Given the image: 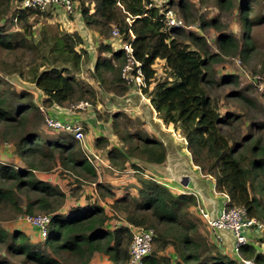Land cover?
Wrapping results in <instances>:
<instances>
[{
  "label": "trees",
  "instance_id": "trees-1",
  "mask_svg": "<svg viewBox=\"0 0 264 264\" xmlns=\"http://www.w3.org/2000/svg\"><path fill=\"white\" fill-rule=\"evenodd\" d=\"M80 1L81 17L87 27L105 38L110 36L112 29H117L123 42H130L131 34L134 36V56L142 64L146 84L143 93L149 97V104L158 118L165 125H172L184 138L193 165L200 169L202 176L214 181L215 193L228 197L225 209L243 206L249 217L264 223V199L256 195H264V123L255 122L245 134H239V118L221 116L217 100L209 94L216 86L238 84V79L232 75L214 83L212 66L227 54L247 57L254 51L250 32L264 23V0H241L238 9L244 33L235 38L220 31L218 54L210 52L203 36L182 29L165 31L158 10L147 8L151 0ZM13 2L0 0V47L8 51L28 47L24 35L17 31L5 34L2 28L9 13L14 25ZM85 3L93 5V12ZM215 3L228 11L234 6L233 0H216ZM179 7L185 9L187 6L182 2ZM43 14L31 9L22 11L17 15L16 26L22 24L21 28L32 36L29 18L35 20ZM215 23L202 22L201 27L204 29ZM82 44L78 32L65 33L56 42L58 49L71 55L76 67L81 55L74 48ZM100 48L109 52L110 58L100 64L101 67L96 64L95 70L107 72L122 93L127 92L131 88L120 77L125 63L123 52L104 45ZM156 60L164 61L168 77L154 83L150 91V85L155 82L153 66ZM30 82L44 94L42 105L46 108L53 105L69 108L86 101L98 112L94 89L78 84L74 76L63 69L34 71ZM2 91L0 88L2 139L11 144L12 154L21 164H0V221L23 214L51 216L48 237L41 244L32 243L25 233L9 232L0 226V246L10 258L23 264H89L95 254H103L110 264H127L132 241L131 231L124 225L127 223L152 228L155 232L152 251L143 264H264L261 252L264 230L253 232V243L239 247V255L232 258L223 251L228 245L224 234L220 245L211 241L197 216L196 200L192 195L173 193L152 177L141 174L136 164L134 170L140 175L136 195L126 193L117 197L111 185L99 181L101 166L96 168L87 160L78 141L66 132L51 137L29 130L28 115L38 107L28 103L10 108ZM233 97L255 107L253 101L239 92ZM118 117V113L112 115L113 128L117 129L115 133L122 147L111 145L103 136L96 138L93 144L96 150L105 152L108 163L123 170L131 160L157 165L166 160V148L161 142L142 132L137 124L132 133L123 132L116 125ZM54 166H60L61 174L75 176L76 182L94 186L96 195L91 193V196L95 201L83 198L67 207L65 192L48 180L36 177L37 172L49 173ZM20 195L27 199L24 208ZM113 221L120 224H112ZM232 247L233 238L228 251H233ZM168 249L172 250L171 254ZM0 264L10 263L0 260Z\"/></svg>",
  "mask_w": 264,
  "mask_h": 264
},
{
  "label": "rangeland",
  "instance_id": "rangeland-1",
  "mask_svg": "<svg viewBox=\"0 0 264 264\" xmlns=\"http://www.w3.org/2000/svg\"><path fill=\"white\" fill-rule=\"evenodd\" d=\"M215 1L216 0H157V5L159 7L168 6L173 9V11L184 20L186 25L191 27V29L186 32L203 36L210 52L218 54L217 37L220 31L232 35L235 38H239L244 33V29L238 9L241 0H233L234 6L229 11L220 9ZM182 2L187 6L185 9H180L179 7V4ZM80 3V0H76V8L73 14L66 17H61L62 14L60 13H51L49 11L47 15L43 14L35 18V20L34 18H29L28 23L31 25L30 31L32 32V36H29L26 30L21 28L22 24L18 23L17 26L13 25V22H10L11 13L7 14V17L4 18V21H6L2 22L4 23L2 28L5 34L7 32L17 31L27 38L28 47H17L11 51L0 47V88L3 89L2 94L5 96L10 108L20 107L28 103H32L38 107L36 108L37 111H32V113L28 115L27 126L29 130H35L41 135L47 136L66 134L61 131H53L46 126L44 118L45 115L52 116V110L50 111L52 106L49 108L44 107L42 105V101L44 100H42V97H38L41 102L36 105L35 98L38 93L35 86L30 82L34 71L41 72L53 67L63 69L66 74L74 76L78 84L94 89L97 103L99 102L101 104V108L99 109L100 112L94 111L92 113V111H90V115H95L98 119V123L95 124V129L100 130L103 134L105 130L106 132L114 133L117 139L112 145L120 148L122 144L119 140V135L115 133L117 129L113 128V113L119 114L116 125L119 126L123 132L132 133L136 128V124L139 127L143 124L139 119H136L139 112L135 110L136 114H134V117L129 113L133 103H131V101L128 103L124 101L126 96L131 99L133 98L134 94L132 92H134V89L131 88L128 89L127 92L122 93L121 88H118L112 76L105 71L98 73L95 70L96 64L101 67L100 64L110 58V53L101 51L99 45L102 46L104 42L112 41V32L108 38H105V36H101L98 32L87 27L81 17ZM89 5L90 4L85 3V6H88L87 8L89 9L91 8V12H93V5ZM262 10L264 11V7ZM214 21L216 22L215 24L202 29V22L212 23ZM218 28H221V30H218ZM72 32H78L84 42L83 46L78 45L74 48L75 52L81 55L78 67L74 66L71 55L62 52L61 49H58L60 47L56 45L57 39L62 37L65 33ZM250 33L255 43L253 52L248 54L247 57H242L237 54H227L223 56V58L221 57V60L212 66L214 83H218L222 78L232 75L238 79V84L231 83L228 85L216 86L209 92V94L217 100L221 116L235 115L239 118V123L241 122L239 134H245L248 128L255 122L264 123V90H260L258 83L254 80L255 77H260V82L264 83V23L255 26ZM88 35H90L92 45L97 51L94 55L87 50L88 43L86 40H88V38H86V36ZM111 48L113 49L112 45ZM84 52H86L87 55L84 54ZM112 63L115 65L114 61H112ZM153 67L156 71V76L154 78L155 82L150 85V91H153L154 83L165 81L168 77L165 72L164 61L156 60ZM237 92L253 101L255 107H250L245 104L239 97L234 98L233 94ZM136 93L138 92L136 91ZM109 94L118 97L119 101L123 100V104L125 105L113 106L115 105L113 101H110V103L106 102L108 99L112 100ZM142 94L144 98H141L139 94L137 95L141 103H150L149 97L143 93V90ZM91 108L92 106L88 109ZM79 113L80 112H76L75 116L79 115ZM61 117L63 118V116ZM57 118H60V116L57 115ZM141 131L143 132L142 128ZM3 132L4 128L0 127V164H13L18 166L21 163L13 156L11 144L3 141ZM61 171L62 169L60 166H54L53 171L49 173L37 172L36 177L42 180H48L51 184L58 186L65 192L67 195L66 205L69 203L81 202L83 198L89 202L90 199L91 201H95L91 196V193H94L93 188L95 189V187L87 183H78L75 181V176L65 172L61 174ZM99 173L101 177L109 175L108 172H102V170H100ZM102 180H104V178L99 179L100 182H102ZM112 183L117 184L115 185V190L116 188L118 190L119 187H122L120 181L112 180ZM258 183H260V180H258ZM94 195H96V193H94ZM125 195L126 194H123L122 196ZM252 195H254L253 192ZM256 195H258L260 199H264V195ZM20 198L22 200V207L24 208L27 199L23 195H20ZM107 201H110V199ZM19 216L20 215L6 221H0V226L4 227L9 232L17 230L25 233L34 244L43 243V240L39 238L35 229L27 224L18 222ZM113 223L120 224L114 221L112 224ZM202 229H204L203 225ZM204 232L206 233V231ZM223 251L225 253L229 252L232 258H236L235 252L228 251V248L223 249ZM0 260L9 262L10 264H23L19 260L17 261L10 258L5 249L1 246ZM89 264H108V260L103 254H95Z\"/></svg>",
  "mask_w": 264,
  "mask_h": 264
},
{
  "label": "built area",
  "instance_id": "built-area-1",
  "mask_svg": "<svg viewBox=\"0 0 264 264\" xmlns=\"http://www.w3.org/2000/svg\"><path fill=\"white\" fill-rule=\"evenodd\" d=\"M18 4V6H16ZM156 8L160 15V23L163 25L165 31H172L173 29H182L188 31L191 29L184 20L177 15L173 9L168 6L159 7L157 0H151L147 8ZM76 8V0H14L13 11H15L14 25H16L18 13L31 9L33 11H40L42 14L46 12L60 13L65 16L73 14ZM146 14H144L145 16ZM129 21V19H128ZM130 22V21H129ZM112 40L117 43L115 51H121L125 57V63L120 70V77L130 88H134L141 98H144L142 90L145 89L146 84L143 76L142 64L134 56V48L132 42L134 36L131 34L130 42H123L117 29H112ZM254 80L258 83L260 90H264V83L260 82V77H255ZM90 104L86 101H79L69 108H60L56 106L53 111L55 114H63L64 119L57 118V116L45 115L44 122L46 126L56 132H66L76 141L79 142L82 151L85 153L87 160L96 168L99 166L100 157L98 155H90L86 145L85 130L80 122L73 120L76 112H83L90 108ZM41 108V107H40ZM62 119V120H61ZM157 183L164 184L159 178L152 177ZM167 186V185H165ZM169 188V186H167ZM182 194L192 195L196 199V213L201 221L204 223L206 231L211 239L217 245L224 241L223 234L229 233L233 238L232 250L236 255H239L238 248L253 243L251 234L253 232H261L264 230V223L257 221L255 218L249 217L247 210L243 206H237L226 210L225 207L217 214L212 215L197 201V193L182 192ZM224 197V202L228 201V197ZM18 222L27 224L37 231L41 240L48 237L49 227L51 223V216L47 214L28 215L23 214L18 217ZM131 233L132 241L129 246V260L127 264H143L144 259L152 251V242L155 232L152 228L134 227L128 224ZM262 248L264 247L261 245ZM261 248V249H262ZM263 252V250H261ZM246 264H253L252 262H244Z\"/></svg>",
  "mask_w": 264,
  "mask_h": 264
},
{
  "label": "crops",
  "instance_id": "crops-1",
  "mask_svg": "<svg viewBox=\"0 0 264 264\" xmlns=\"http://www.w3.org/2000/svg\"><path fill=\"white\" fill-rule=\"evenodd\" d=\"M61 17H66L65 15H61ZM88 38L87 43L88 52H92L93 55L96 54L95 47L92 45L90 35L86 36ZM83 39V38H82ZM100 39V38H99ZM84 43V42H83ZM114 41H106L104 42V46H107L111 50L115 51ZM117 43H115L116 45ZM97 45V44H96ZM113 46V49L111 48ZM83 46V44L81 45ZM101 45H99L100 48ZM85 48V47H84ZM101 51H106L103 48H100ZM90 55V53H89ZM110 57V56H109ZM37 96L35 98L36 105L39 104L40 99L38 97H42V100L45 99L44 94L36 89ZM134 94L133 98H129L126 96L125 102L133 103L129 113L134 117L136 111L139 112L137 114L136 119H139L143 124L141 128L143 132L150 137L157 139L161 142L166 148V160L162 164H147L143 162H139L138 160H131L130 163H127L126 168L123 170L117 169L113 167L110 163H108L106 159L105 152L98 151L94 148V141L96 138L103 136L109 140L111 145L115 143L117 137L114 133L104 132L101 133L100 130L95 129V124L98 123V119L94 116H91L90 111L94 112L93 107L91 109L80 112L79 115L73 116V120L76 122H80L85 130L86 137V145L89 148L88 152L90 155H98L100 157L99 165L101 166L102 172H108L109 175L100 176V179L103 183L109 184L113 187V190L117 197H121L123 194L129 193L130 195H136V189L138 187L137 177L140 176L137 171L134 170L133 165H139L141 174L148 177H157L160 181L164 182L165 185L169 186L168 189H172L173 193L179 194L182 192H195L197 193V201L202 205L206 210H208L212 215H217L225 205V200L222 195L215 193L214 181L210 177L202 176L200 169L193 165L191 161V157L186 149V141L184 138L176 132L172 125H165L157 116V113L154 111L152 106L149 103H141L138 99L136 91L132 92ZM112 100H107L106 102L110 103L113 101L115 105L124 106L123 100H118V97H114L109 94ZM44 101V100H43ZM42 101V102H43ZM100 103L98 102L96 105L97 111L100 112ZM57 105H53L50 111H54ZM136 110V111H135ZM52 115L57 116L54 112ZM112 114V113H111ZM115 114V113H113ZM65 116L63 114L58 115ZM131 117V116H130ZM95 119V120H93ZM93 122V123H91ZM116 145V144H115ZM114 146V145H113ZM7 156V155H6ZM112 180L120 181L122 187H119L116 193L115 185L112 183ZM94 187V186H93ZM123 192V194H122ZM196 200V199H195ZM72 203H69L71 205ZM67 206V205H66ZM66 209V208H64ZM191 211L194 212V209L191 208ZM23 224V223H21ZM129 227L127 223L124 224ZM224 237L226 242L228 243L227 248H230L232 243L231 235L227 232L224 233ZM168 249L169 254L172 253V250ZM264 251V248H262ZM229 254V252H227ZM230 255V254H229ZM108 264H110L108 262Z\"/></svg>",
  "mask_w": 264,
  "mask_h": 264
}]
</instances>
